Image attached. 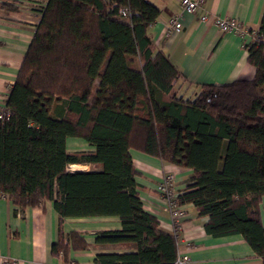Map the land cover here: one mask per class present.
Masks as SVG:
<instances>
[{"label": "trees", "instance_id": "16d2710c", "mask_svg": "<svg viewBox=\"0 0 264 264\" xmlns=\"http://www.w3.org/2000/svg\"><path fill=\"white\" fill-rule=\"evenodd\" d=\"M40 13L5 102L0 195L19 208L52 202V256L69 263L70 250L86 248L78 233L64 238L65 219L117 217L121 231L96 242L136 250L96 264H176V238L142 208L134 149L190 169L179 204L207 218L206 235L241 236L264 264V10L262 38L246 48L253 79L196 86L191 99L173 94L181 74L154 51L148 28L159 10L149 0H47ZM68 138L94 153L69 154ZM75 164L94 168L70 171Z\"/></svg>", "mask_w": 264, "mask_h": 264}, {"label": "crops", "instance_id": "0c3cea01", "mask_svg": "<svg viewBox=\"0 0 264 264\" xmlns=\"http://www.w3.org/2000/svg\"><path fill=\"white\" fill-rule=\"evenodd\" d=\"M159 10L157 21L148 28L154 51L164 53L181 74L173 94L191 99L196 86L225 84L235 80L250 81L255 69L247 63V52L238 37L221 33L211 22L202 23V12H181L180 0H149ZM43 0H0V103H5L18 74L24 55L40 19ZM204 12L220 18L235 19L242 25L258 29L264 0H205ZM181 14L182 28L165 36L172 15ZM98 82H96L97 84ZM66 150L81 156L93 154L95 148L81 138H68ZM132 164L138 173L136 182L143 210L156 217L158 228L176 237L178 255L188 264H262L241 236L212 238L206 235V217H199L192 204H184L181 228L175 230L168 211L161 203L156 186L164 174H173L178 195L190 183L192 171L130 150ZM76 171H89L90 165L75 164ZM100 169V166H95ZM264 227V197L260 204ZM59 215L51 201L41 207L19 208L0 195V256L15 264H96L97 255L127 254L136 250L133 243H97L103 233L121 231L117 217L69 218L62 225L64 238L78 233L86 243L83 250H70L69 263L61 253L52 256L51 248L58 241Z\"/></svg>", "mask_w": 264, "mask_h": 264}, {"label": "built area", "instance_id": "2783aa9c", "mask_svg": "<svg viewBox=\"0 0 264 264\" xmlns=\"http://www.w3.org/2000/svg\"><path fill=\"white\" fill-rule=\"evenodd\" d=\"M47 0H43V3L39 6L40 12L43 10ZM205 0H180L181 12H187L191 14H197L202 12L198 19L200 22H211L221 33H230L238 37L241 41V47L246 50L248 46L259 41L262 35L257 29L242 25L235 19L220 18L214 14L204 12ZM127 12H122L123 16H126ZM181 14L177 13L171 16L168 21V26L165 32V36H169L172 32H179L182 28ZM9 110L6 108L5 103H0V125L8 118ZM175 177L173 174H164L161 181L156 186V192L161 203L168 211L169 216L173 222L175 230L181 228L180 222L185 216V212L182 206L178 202V194L176 192ZM176 238V237H175ZM0 264H15V262L9 258L0 256ZM176 264H188V258L184 255H178Z\"/></svg>", "mask_w": 264, "mask_h": 264}, {"label": "bare ground", "instance_id": "6f19581e", "mask_svg": "<svg viewBox=\"0 0 264 264\" xmlns=\"http://www.w3.org/2000/svg\"><path fill=\"white\" fill-rule=\"evenodd\" d=\"M69 170L70 171H76L77 170V167L75 165H70L69 166Z\"/></svg>", "mask_w": 264, "mask_h": 264}, {"label": "rangeland", "instance_id": "374dc122", "mask_svg": "<svg viewBox=\"0 0 264 264\" xmlns=\"http://www.w3.org/2000/svg\"><path fill=\"white\" fill-rule=\"evenodd\" d=\"M77 167V166H76ZM69 169V168H68ZM79 169V167H77V170Z\"/></svg>", "mask_w": 264, "mask_h": 264}]
</instances>
